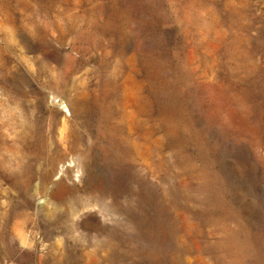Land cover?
Returning <instances> with one entry per match:
<instances>
[{"label": "rangeland", "instance_id": "obj_1", "mask_svg": "<svg viewBox=\"0 0 264 264\" xmlns=\"http://www.w3.org/2000/svg\"><path fill=\"white\" fill-rule=\"evenodd\" d=\"M0 264H264V0H0Z\"/></svg>", "mask_w": 264, "mask_h": 264}]
</instances>
